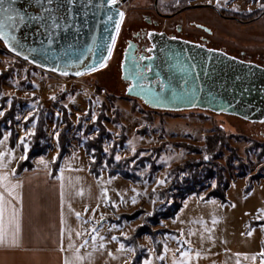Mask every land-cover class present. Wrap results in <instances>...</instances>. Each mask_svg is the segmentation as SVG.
I'll return each instance as SVG.
<instances>
[{"label":"rangeland","instance_id":"1","mask_svg":"<svg viewBox=\"0 0 264 264\" xmlns=\"http://www.w3.org/2000/svg\"><path fill=\"white\" fill-rule=\"evenodd\" d=\"M159 4L162 12H177L164 18L154 9L153 0L125 1L113 52L103 67L80 77L71 78L36 67L10 53L0 41V113L3 115L11 107L14 97L26 100L23 105L16 103L14 122L8 121L15 127V147L24 155L37 124V116L33 115L40 109L46 111L48 151L56 149L59 153L58 138L64 127H69L71 152L80 148L85 151L84 144L104 128L103 147L107 158L96 165L100 173L109 172L107 160L111 158L117 163L133 157L129 167H135L141 177L154 169L152 179L140 181L142 184L136 189L142 192L141 204L125 213H133L140 206L151 213L158 205L172 203L169 194L162 197L156 193L170 186V171L189 160L211 159L214 154L206 150V140L221 135L224 140L219 144L216 161L225 167L224 173L230 182L229 202L222 203L216 198L202 201L210 188L193 194L187 199L177 224L188 238L212 241L216 248L224 250L227 264H261L264 260V119L251 121L202 109H156L128 93L121 64L127 42L140 47L149 45L148 33L158 30L165 22L163 28L167 32L194 39L202 36L209 48L264 66V0H159ZM218 9L225 15L241 14L242 17H225ZM196 22L204 28L195 27ZM177 25L182 26L181 31ZM3 97L8 98L3 101ZM6 133L9 141L11 130L3 129V136ZM229 147L239 156L234 158L232 168L227 162ZM88 157V161L97 162ZM145 157L148 159L142 162ZM241 169L246 176L239 175ZM247 183L254 185L249 192H245ZM142 218L143 215L132 219L140 220L135 228L142 224ZM118 219L126 220L122 214ZM252 219L263 223L247 233ZM160 223L152 227L167 229L161 228ZM166 234L177 236L159 233L157 240L162 243ZM149 241L156 255L151 237ZM134 256L135 250L132 259ZM162 257L163 249L160 256L156 255L160 264H164Z\"/></svg>","mask_w":264,"mask_h":264},{"label":"crops","instance_id":"2","mask_svg":"<svg viewBox=\"0 0 264 264\" xmlns=\"http://www.w3.org/2000/svg\"><path fill=\"white\" fill-rule=\"evenodd\" d=\"M0 141V152L5 153L3 162L7 165L0 168V172H8L10 179L21 182L18 191L23 196L22 243L0 245V264H63L65 256L74 259L73 249L68 247L70 241L84 257L79 264L131 262L134 250L125 245L122 237L132 234L140 220L121 223L110 220H118V215L131 212L141 204L142 192L136 189L142 182H132L121 175L110 176L107 171L94 175L83 148L63 156L56 176L52 175V163L58 154L56 149L35 156L32 168L16 174L12 170L25 155L19 147H10L7 133ZM185 203L187 200L175 218L163 219L160 223L161 228L180 234V237L166 234L161 239L164 264H173V257L183 259L181 251L192 254L190 264H227L224 250L216 248L212 241L188 238L177 224L185 211ZM168 222L174 224L167 225ZM77 232L80 235H76ZM149 237L144 234L139 238V243L150 255L143 264L145 261L160 264Z\"/></svg>","mask_w":264,"mask_h":264},{"label":"water","instance_id":"3","mask_svg":"<svg viewBox=\"0 0 264 264\" xmlns=\"http://www.w3.org/2000/svg\"><path fill=\"white\" fill-rule=\"evenodd\" d=\"M124 1L109 4L108 0H92L88 4L87 0H75L73 7L79 14L74 21L70 17L72 22L67 30L61 27L58 35H52L51 44L49 34L35 22L21 25L15 31L16 40L6 43L0 36V41L10 53L36 67L80 77L100 69L101 62L105 64L110 57L107 49H113L110 37H117L115 23L119 12H123ZM110 15L112 18L108 19ZM150 34L149 40L155 45L152 56L147 58L151 84L142 85L141 77V81L136 78L135 87L128 93L161 110L202 109L251 121L264 119V66L163 33ZM102 57L107 60L102 61ZM89 67L93 70L85 71ZM154 78L163 83L154 85Z\"/></svg>","mask_w":264,"mask_h":264},{"label":"trees","instance_id":"4","mask_svg":"<svg viewBox=\"0 0 264 264\" xmlns=\"http://www.w3.org/2000/svg\"><path fill=\"white\" fill-rule=\"evenodd\" d=\"M235 15V14H234ZM239 19H241V14H237ZM25 61V60H23ZM7 73V72H6ZM10 73V71H8ZM73 78L72 76H69ZM1 91V89H0ZM8 97H3V101H5ZM26 100L22 98H13L12 105L9 109L5 111V113L0 117V138L3 136V129H10L11 134L9 137V145L10 147H15V127L8 121L14 122V116L17 111L16 103H20L23 105ZM45 114L46 111L43 109L38 110L34 115L37 116V124L34 131V134L31 136L30 139V148L28 151L25 152V158L20 159L17 163L15 173L19 174L26 168H32L34 166L32 160L35 156L43 155L48 152V143H47V133L45 130L46 122H45ZM30 118V120L33 119ZM68 123V126L71 125V121L69 119H65ZM69 127H64L59 134L58 143H59V153L55 161L52 163V175L56 176L58 173V169L60 167V162L65 154L71 153L70 151V135L68 133ZM105 129L101 128L99 135L92 138V140H88L84 144L85 152L91 158H95L97 162L94 164L90 161L89 168L90 171L98 176L100 172L97 170L96 165L102 163L103 159L107 158L106 153L104 151L103 143L105 136ZM224 138L221 135H216L206 140V150L212 155L211 159H200V160H189L180 165L176 168L172 169L169 173V177L171 178V184L165 190H159L156 193L158 195L164 197L165 193L170 195V199L172 203L170 204H163L158 205L154 208L153 212H147L142 206L136 209L133 213H123L122 217L126 220H132L138 216H142V224L137 226L133 233L127 237H122L123 242L125 245L134 248L135 256L129 264H143L145 259L149 258V253L147 249L139 243V237L146 234L149 235L155 246L156 255L160 256L162 254V243L157 240V235L159 233L165 234L170 233L180 237V234L176 231L170 229H154L152 226L159 224L162 219L167 218H175L176 215L180 212V210L184 206V202L193 194H198L208 188H210L206 195L201 198L202 201H208L212 198L219 199L222 203L229 202L227 198V190L230 188V182L225 176V167L216 161L218 156H216L219 144L223 142ZM230 154L227 157V162L229 166L232 168L234 158H238L239 156L236 153V150L232 147H229ZM160 149H156L158 152ZM111 158V157H110ZM112 159V158H111ZM111 159H108L110 168L108 174L110 176L121 175L132 182H140L146 179H152L154 175V169H151L147 176L145 174L144 177L139 176L136 171L135 167H129V163L133 160V157L126 159L121 162H114ZM148 158H142L143 160H147ZM95 165V166H93ZM141 166L144 167V164L141 163ZM242 171L239 173L241 177L246 176V172L241 169ZM261 177H256L259 179ZM253 184L247 183L245 187V192H249L253 189ZM155 192H152L154 194ZM121 219H118L114 222L121 223ZM258 222V223H257ZM254 221V219L249 221V228L246 230L247 233L250 232V228L257 226L263 222Z\"/></svg>","mask_w":264,"mask_h":264},{"label":"snow or ice","instance_id":"5","mask_svg":"<svg viewBox=\"0 0 264 264\" xmlns=\"http://www.w3.org/2000/svg\"><path fill=\"white\" fill-rule=\"evenodd\" d=\"M88 4L92 3V0H87ZM109 4L115 3V0H108ZM75 0H0V36L5 38L7 43L9 40H16L15 31L20 28L21 25L29 24L33 22L39 25V28H43L46 33L49 34L48 43L51 44L52 35H58L59 29L63 27L65 30L69 28L70 22L74 21V18L79 13L74 10ZM87 15V10H85ZM70 17L72 21H70ZM124 17V13L119 12V19L116 20V31H119L120 22ZM111 15L108 19H111ZM63 21V23H61ZM39 28L37 31H39ZM107 31V29H105ZM151 35V34H149ZM112 44L115 43V35L110 37ZM72 48V45H68ZM103 44H100V48ZM155 47V45H153ZM15 50V49H13ZM150 50V49H149ZM35 51V49H32ZM109 56L112 52V47L108 49ZM84 52H80V58H82ZM143 59V57H141ZM107 57H102V61H106ZM35 62V61H34ZM69 63H76L78 61H68ZM104 63L101 62L100 67H103ZM138 67V66H135ZM149 69L151 65L148 66ZM194 67V66H193ZM91 67L86 68L85 71H92ZM80 73L78 72L77 75ZM131 74V73H130ZM161 83H163L161 81ZM133 85H129L131 90ZM2 115V113H0ZM95 118V117H94ZM6 138V137H5ZM2 143V141H0ZM27 148V145H25ZM5 153L0 152V168L7 167L3 162ZM11 153H8V159H11ZM119 159V156H117ZM15 172V169L12 170ZM161 183L163 181H160ZM21 187L20 181H13L10 179L8 172H0V245L18 246L22 243V215H23V196L18 189ZM106 191V190H105ZM79 216V213H77ZM71 236V232H69ZM76 235H80L79 232ZM95 239V237H93ZM115 239V237H113ZM69 249H73L74 259H70L68 256L64 257L63 264H79L84 259L80 255L79 250L74 248V244L70 241L68 245ZM121 249L124 245L121 244ZM63 251V248H61ZM198 256L199 253L197 252ZM237 255H242L238 253ZM246 255V254H245ZM180 256L183 259H176L173 257V264H190L192 254L188 251H181ZM255 258V257H253ZM145 264H149L145 261ZM239 264V262H237ZM264 264V260L261 261Z\"/></svg>","mask_w":264,"mask_h":264},{"label":"flooded vegetation","instance_id":"6","mask_svg":"<svg viewBox=\"0 0 264 264\" xmlns=\"http://www.w3.org/2000/svg\"><path fill=\"white\" fill-rule=\"evenodd\" d=\"M153 7L156 10V12L161 17H164V18H169L175 12H177V11L172 12V13L162 12L161 9H160L159 0H153ZM213 7L216 9L215 6H213ZM218 13L220 15L225 16V17H231V18L234 17V18H236V16L223 14L222 11H219V9H218ZM149 21H151V20L149 19ZM165 24H166L165 22H162L160 24L161 26L159 25L160 28L158 30H151L148 34H150L151 32L154 31V32L166 34L169 37L180 38V39H184V40H187V41H191V42L196 43V44H199V45L206 46L205 45V42H204V38L202 36H199L197 39H194L191 36H184L183 37V36H180V35H178L176 33H172L171 31L170 32H167L166 29L163 28V26ZM192 24L194 25V23H192ZM195 27L200 28V29H203L204 28V26H202L198 22L195 23ZM120 28H121V25H120ZM120 28H119V31H120ZM176 28L178 29V31H181L182 30V26L181 25H177ZM117 36H118V34H117ZM143 38H144V35H143ZM116 40H117V37H116ZM149 42H150V40H149ZM152 48H153V45H152L151 42H150L149 45H142L141 47L138 44H134V43H131V42H127V47L125 48V50L123 52V59H122V64H121L122 66H121V68H122L123 78L125 79V81L128 84V90H129V85L130 84L133 85V87H132V90H133V88L135 87V80H136V78H138V80H139L140 77H141V80L142 81L141 80H139V81H141V84L142 85H144V84H151V80L149 79V77L151 76V73H150L151 72V68L149 69V67H148L150 64H148L147 58L148 57L150 58L152 56V53H151V49ZM141 57H143V59ZM128 62H130L131 64H133V66H131V64H130V67H129L128 66V64H129ZM127 66L129 68L128 70L126 68ZM135 66H138V67H135ZM152 82L155 85V84H158V82H160V80L154 78V79H152Z\"/></svg>","mask_w":264,"mask_h":264}]
</instances>
